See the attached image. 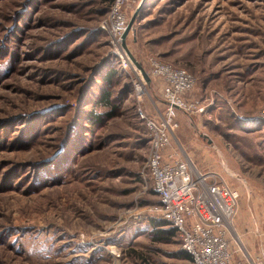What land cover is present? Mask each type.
I'll list each match as a JSON object with an SVG mask.
<instances>
[{
	"label": "rangeland",
	"instance_id": "1",
	"mask_svg": "<svg viewBox=\"0 0 264 264\" xmlns=\"http://www.w3.org/2000/svg\"><path fill=\"white\" fill-rule=\"evenodd\" d=\"M108 11L0 0V264H192L149 217L159 198L138 108L164 109L153 58L197 80L173 147L239 192L235 238L264 239V0H131L119 49L101 28ZM103 91L110 108L95 106Z\"/></svg>",
	"mask_w": 264,
	"mask_h": 264
},
{
	"label": "built area",
	"instance_id": "2",
	"mask_svg": "<svg viewBox=\"0 0 264 264\" xmlns=\"http://www.w3.org/2000/svg\"><path fill=\"white\" fill-rule=\"evenodd\" d=\"M130 1L114 0L108 17L101 23L116 49L121 47L128 27L125 9ZM119 56L129 73L133 69L131 59ZM148 77L161 82L164 98V109H156L151 117L138 108L150 134L147 168L159 198V203L150 207L149 217L166 221L177 230L181 249L191 255L193 264H260L239 246V238L233 232L239 192L218 173L200 172L181 146L172 145L179 113L198 111L192 97L195 76L153 58ZM143 85L141 79L136 86L139 98Z\"/></svg>",
	"mask_w": 264,
	"mask_h": 264
},
{
	"label": "trees",
	"instance_id": "3",
	"mask_svg": "<svg viewBox=\"0 0 264 264\" xmlns=\"http://www.w3.org/2000/svg\"><path fill=\"white\" fill-rule=\"evenodd\" d=\"M98 1H99V3L107 6V8L109 9V11H108V14H109L114 0H98ZM107 17H108V15H107ZM111 79H112V76H111V78L109 77V81ZM106 83L108 85H110L108 81H106ZM111 105H112V95L109 92L103 91L100 94V96H98L95 106L96 107L110 108ZM103 116L104 115H102V114L95 113V111H91L88 115L89 122H91V124L99 123L100 120H102ZM154 193H155V191H154ZM161 221L162 222H159L157 225V227L159 228L158 230H160V231H158L159 233L157 232V234H156V239H155L156 241L166 242V241L172 240L176 236L179 237L177 230L175 228H173L168 222L163 221V220H161ZM164 228H168V229H164ZM178 258L180 260L190 261L193 264V260H192L191 255L188 254L187 252L183 251L182 249L178 253Z\"/></svg>",
	"mask_w": 264,
	"mask_h": 264
},
{
	"label": "crops",
	"instance_id": "4",
	"mask_svg": "<svg viewBox=\"0 0 264 264\" xmlns=\"http://www.w3.org/2000/svg\"><path fill=\"white\" fill-rule=\"evenodd\" d=\"M239 239H242L243 247L248 255L260 264H264V239L251 235H240V230L237 229ZM258 235V234H257Z\"/></svg>",
	"mask_w": 264,
	"mask_h": 264
},
{
	"label": "water",
	"instance_id": "5",
	"mask_svg": "<svg viewBox=\"0 0 264 264\" xmlns=\"http://www.w3.org/2000/svg\"><path fill=\"white\" fill-rule=\"evenodd\" d=\"M142 4H143V1H142L141 5H140L139 9L141 8ZM134 20H135V17L132 19L131 22H133ZM129 29H130V25H128L127 30H126L125 34L123 35V42H124L125 38L128 35Z\"/></svg>",
	"mask_w": 264,
	"mask_h": 264
}]
</instances>
